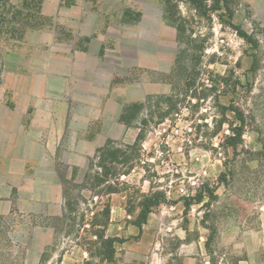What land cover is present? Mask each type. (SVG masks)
Instances as JSON below:
<instances>
[{"label":"rangeland","instance_id":"obj_1","mask_svg":"<svg viewBox=\"0 0 264 264\" xmlns=\"http://www.w3.org/2000/svg\"><path fill=\"white\" fill-rule=\"evenodd\" d=\"M225 1L257 49L222 2L202 17L186 0H0L10 158L34 177L27 197L0 180V264H98L97 235L118 234L130 248L113 264H264V0ZM231 105L245 116L235 153ZM139 130L118 166L128 174L110 182L119 193L77 187L97 148L131 146ZM142 195L162 200L139 231Z\"/></svg>","mask_w":264,"mask_h":264},{"label":"trees","instance_id":"obj_2","mask_svg":"<svg viewBox=\"0 0 264 264\" xmlns=\"http://www.w3.org/2000/svg\"><path fill=\"white\" fill-rule=\"evenodd\" d=\"M188 4L192 5L200 16L206 17L207 12L216 11L221 9L220 3L222 2V7L225 9V14L229 20L228 25L236 30L237 34L245 40L253 49H257L258 43L255 38H253L250 34H247L239 29V27L233 25L231 20L233 18V12L228 7V4L225 0H214V5L210 8H207L205 0H186ZM168 11L166 10V13ZM177 30V38L181 39V28L180 25H176ZM186 51H184L185 54ZM257 60L255 56L252 61V68L255 66ZM187 68L183 64H178L174 68L173 72L177 75L181 74L182 70H186ZM144 105L138 103L130 106H126L122 109L119 115V121L123 123L127 127H131L132 123L136 120L138 114L143 110ZM225 111H229L233 114L235 120L238 122V125L231 128V135L226 136L224 143L225 146L231 149L234 153L237 150V147L242 143L243 129L245 127V116L242 111L234 107L233 105L229 107H223ZM145 123V121H142ZM144 139L143 132L139 130V133L136 136L135 142L131 146L116 147L115 143L111 140L105 142V144L97 148L93 154V156L89 159L88 162V171L84 175V180L82 184L77 185V187H83V189H88L91 192L93 190H97L101 186L104 188V192L106 194H115L119 193L120 190L113 186L110 182L113 178L117 180L119 175H127L128 172H120L118 166H126L130 161V157L128 156V150L135 149L139 147ZM231 171H229L230 177ZM115 182V181H114ZM113 182V183H114ZM117 182V181H116ZM226 182V180H225ZM67 185L62 187V198L64 200V214L65 211L71 208V202H69ZM209 196H212V193H209ZM142 201L139 205V213L137 216V221L134 225L141 229L142 226L147 222L148 216L152 211V208L157 206L162 198L158 195L147 196L142 195ZM71 210V209H70ZM106 213L109 214V208H106ZM98 239V252L95 257L98 258V264H113L115 257V243H120L118 238L116 237H104L103 235H97ZM90 257H94L90 255ZM85 264H93L89 261H86Z\"/></svg>","mask_w":264,"mask_h":264},{"label":"crops","instance_id":"obj_3","mask_svg":"<svg viewBox=\"0 0 264 264\" xmlns=\"http://www.w3.org/2000/svg\"><path fill=\"white\" fill-rule=\"evenodd\" d=\"M29 124L30 123L27 121L26 124H24L23 126L22 134H24L23 137L25 138L28 137L29 131L32 132L33 123L30 124V127ZM14 133L15 131L12 129V121H11L10 113L8 114V112L1 107V103H0V137H1L0 144L2 147L0 148V180L2 179L12 184L10 187L17 188L19 192H21L25 197H27V195H30L33 191L34 177L31 175V170L29 169L28 166L29 162L27 158L22 160V164H23L22 171L18 172L15 171L14 169V163H12L13 160L10 158L12 147L10 145L11 142L9 140L10 137L14 135ZM112 222L113 221L110 220L109 226L114 227L115 225ZM116 223L117 225H119V222ZM138 230L140 231V229ZM114 236H120V234L113 235L111 237ZM127 244L128 243H126L124 247L120 246L118 248L116 247V245H114L115 247L114 258L117 263H119L117 261L118 260L117 256H119L118 250H122V249L128 250L130 247ZM125 253L128 254L129 252L126 251ZM188 260L192 262V264H194V260L192 258H188Z\"/></svg>","mask_w":264,"mask_h":264}]
</instances>
